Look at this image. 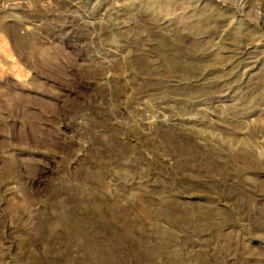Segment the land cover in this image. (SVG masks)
Listing matches in <instances>:
<instances>
[{"label": "rangeland", "instance_id": "obj_1", "mask_svg": "<svg viewBox=\"0 0 264 264\" xmlns=\"http://www.w3.org/2000/svg\"><path fill=\"white\" fill-rule=\"evenodd\" d=\"M0 264H264V0H0Z\"/></svg>", "mask_w": 264, "mask_h": 264}]
</instances>
